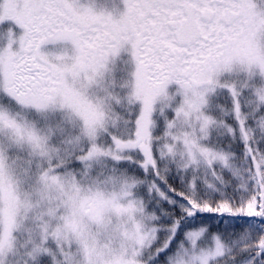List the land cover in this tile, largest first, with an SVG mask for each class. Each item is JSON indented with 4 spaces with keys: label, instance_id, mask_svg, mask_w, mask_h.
<instances>
[{
    "label": "snow or ice",
    "instance_id": "obj_1",
    "mask_svg": "<svg viewBox=\"0 0 264 264\" xmlns=\"http://www.w3.org/2000/svg\"><path fill=\"white\" fill-rule=\"evenodd\" d=\"M5 22L0 264H264V0H0Z\"/></svg>",
    "mask_w": 264,
    "mask_h": 264
},
{
    "label": "rangeland",
    "instance_id": "obj_2",
    "mask_svg": "<svg viewBox=\"0 0 264 264\" xmlns=\"http://www.w3.org/2000/svg\"><path fill=\"white\" fill-rule=\"evenodd\" d=\"M10 26L9 22H5L3 25H0V30H3L4 28H8ZM14 27V26H13ZM119 75V73H117Z\"/></svg>",
    "mask_w": 264,
    "mask_h": 264
},
{
    "label": "clouds",
    "instance_id": "obj_3",
    "mask_svg": "<svg viewBox=\"0 0 264 264\" xmlns=\"http://www.w3.org/2000/svg\"><path fill=\"white\" fill-rule=\"evenodd\" d=\"M118 245H119V240L118 239L114 240V246H118Z\"/></svg>",
    "mask_w": 264,
    "mask_h": 264
},
{
    "label": "trees",
    "instance_id": "obj_4",
    "mask_svg": "<svg viewBox=\"0 0 264 264\" xmlns=\"http://www.w3.org/2000/svg\"><path fill=\"white\" fill-rule=\"evenodd\" d=\"M4 29H6V28H4Z\"/></svg>",
    "mask_w": 264,
    "mask_h": 264
}]
</instances>
